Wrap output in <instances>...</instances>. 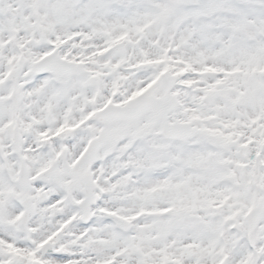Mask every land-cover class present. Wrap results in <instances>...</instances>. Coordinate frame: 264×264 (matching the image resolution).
<instances>
[{
	"label": "snow or ice",
	"instance_id": "snow-or-ice-1",
	"mask_svg": "<svg viewBox=\"0 0 264 264\" xmlns=\"http://www.w3.org/2000/svg\"><path fill=\"white\" fill-rule=\"evenodd\" d=\"M0 264H264V0H0Z\"/></svg>",
	"mask_w": 264,
	"mask_h": 264
}]
</instances>
